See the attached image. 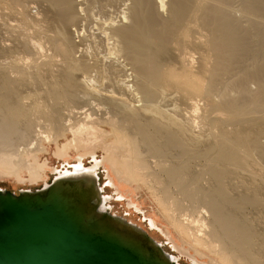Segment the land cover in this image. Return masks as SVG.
<instances>
[{
  "label": "bare ground",
  "instance_id": "1",
  "mask_svg": "<svg viewBox=\"0 0 264 264\" xmlns=\"http://www.w3.org/2000/svg\"><path fill=\"white\" fill-rule=\"evenodd\" d=\"M45 129L72 136L61 169L33 152ZM0 154L18 183L96 180L98 210L149 236L110 205L141 212L140 171L197 239L264 264V0H0ZM145 212L172 263L227 264Z\"/></svg>",
  "mask_w": 264,
  "mask_h": 264
},
{
  "label": "water",
  "instance_id": "2",
  "mask_svg": "<svg viewBox=\"0 0 264 264\" xmlns=\"http://www.w3.org/2000/svg\"><path fill=\"white\" fill-rule=\"evenodd\" d=\"M90 183L1 189L0 264H175L145 231L100 212Z\"/></svg>",
  "mask_w": 264,
  "mask_h": 264
},
{
  "label": "rangeland",
  "instance_id": "3",
  "mask_svg": "<svg viewBox=\"0 0 264 264\" xmlns=\"http://www.w3.org/2000/svg\"><path fill=\"white\" fill-rule=\"evenodd\" d=\"M34 9H36V8L34 7L32 9L33 13L37 10V9L36 10H34ZM83 33H85V32H83ZM51 53L47 52L48 55L52 56L53 53L52 54ZM16 56L10 57V58L8 57L9 59H7V60L8 61H11V60L14 61L16 59L18 61L20 57H23V56H18V55H16ZM46 56L47 55L45 54V57ZM39 86H40L39 81L33 83V88L36 87L39 89ZM99 127H101L102 129H105V132L109 133V131H110V128H109L107 123L101 124ZM43 133L47 134L48 138H47V135H45L46 136L45 137ZM51 134L53 135L52 137H51ZM42 135H43V137H40V139H39L40 141L37 140L36 143H38V144H35V149L33 151L34 154L37 155L38 160L40 162H43V160H44L47 162V164L50 167H57L58 169H61L63 166H67V162L64 161L62 158L57 157L53 151L56 150L55 145L61 146L64 142H66V139H69L72 137L70 132L64 131V132H62V134H59V136L58 135L55 136V134L52 130L45 129V131L42 132ZM50 138H51V140H50ZM46 139L47 140L49 139V140L46 142L45 141ZM39 147H40V149H39ZM52 152H53V154H52ZM73 152H74L73 149L69 150V153L72 156L74 155ZM127 152H129V151H127ZM100 154L102 155L101 151H97L98 158L101 157ZM4 157L7 158V156L0 154V162L5 160ZM68 160L70 162L69 165L76 163L73 157H71ZM89 161H90V158H86L85 162L87 164L90 163ZM98 172H99L101 185L103 186L105 181H106L104 178V175H105L104 169L100 168L98 170ZM20 173H22L21 175L23 176V178H25V179L28 178L27 172L25 170H21ZM54 176L55 175L53 174V172L51 173V172L47 171V180H46L47 183H50L53 180ZM136 176H137V182H135L136 184L134 185V188L136 187L138 189H134V195H135V198L141 202V207H142L141 212H140V210L137 212L133 208L132 209L128 208L126 201H114V200H112L110 202V205H111L113 212L117 213L118 216L125 217L128 220L136 223L138 226L143 227L145 230L148 231V233L150 234L149 236H151L155 240L162 243L163 248L166 251H169L178 257L179 254L176 251L172 250L171 244H169L167 242V239L162 234H160L159 232H157L155 230H150L146 226V222L144 221L145 216L143 215V212L149 211L147 213L145 212V214L155 213V215L160 219L161 223L166 225L167 228L173 227V229L172 228H170V229H171L172 235L175 238H178V237L184 238L187 242H190L192 245L197 246V248L201 249V251L204 254L208 255V257H211L215 261H218V262L219 261H225L227 264H232L230 258L226 254L220 253L219 251L217 252V249L214 246H211V244L209 242L201 240V239H197L194 236V234L190 230H188L179 220H178L179 222L176 221V219H178V217L176 218V216L170 212V210L168 209V206H166V204L163 202V200L160 196V190H158L159 189L158 186H156L154 183H152L150 185L151 180H149V179L146 180L144 178V176H142L140 174V171L136 172ZM147 181H149L150 183ZM44 182L45 181L39 180L36 183H32L29 181H24L23 183H18L12 176L7 177L4 174V175H1V177H0V190L5 189V190H8V191L13 192L15 194H19V192L21 190H32V191H34L36 189H39V188L44 186ZM153 185H155L156 187L155 186L153 187ZM110 190H111L110 188L105 187V193L106 194H111L112 190L111 191ZM173 217L175 220H173ZM174 228H176V229H174ZM178 240L181 241L182 239L178 238ZM190 243H188V244L191 245ZM203 260L208 261L207 258H203ZM179 263L180 264H192L190 262V260L185 258V257L179 258Z\"/></svg>",
  "mask_w": 264,
  "mask_h": 264
},
{
  "label": "flooded vegetation",
  "instance_id": "4",
  "mask_svg": "<svg viewBox=\"0 0 264 264\" xmlns=\"http://www.w3.org/2000/svg\"><path fill=\"white\" fill-rule=\"evenodd\" d=\"M86 161V159L84 160V164H85V166L87 165V163L85 162ZM38 164H41V162H39ZM47 167L49 168V165L47 164ZM34 168H36V167H34ZM45 173V174H44ZM43 174L47 177V175H46V172H44ZM42 174V175H43ZM22 176V175H21ZM23 177V176H22ZM100 184H101V182H100ZM105 189V188H104ZM106 194V193H105ZM113 212V211H112ZM117 214V213H116ZM127 219V218H126ZM128 220V219H127ZM143 228V227H142ZM144 229V228H143ZM145 230V229H144ZM147 231V230H146ZM148 232V231H147ZM149 234V233H148ZM150 235V234H149Z\"/></svg>",
  "mask_w": 264,
  "mask_h": 264
}]
</instances>
